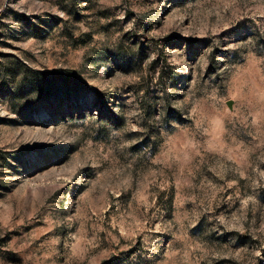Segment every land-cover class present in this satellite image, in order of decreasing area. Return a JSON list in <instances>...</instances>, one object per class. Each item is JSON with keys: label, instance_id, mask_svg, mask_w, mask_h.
Listing matches in <instances>:
<instances>
[{"label": "rangeland", "instance_id": "1", "mask_svg": "<svg viewBox=\"0 0 264 264\" xmlns=\"http://www.w3.org/2000/svg\"><path fill=\"white\" fill-rule=\"evenodd\" d=\"M0 264H264V0H0Z\"/></svg>", "mask_w": 264, "mask_h": 264}]
</instances>
